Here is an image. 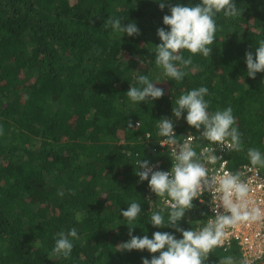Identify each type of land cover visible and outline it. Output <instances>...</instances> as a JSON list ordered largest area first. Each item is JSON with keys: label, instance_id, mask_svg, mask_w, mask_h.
I'll return each instance as SVG.
<instances>
[{"label": "trees", "instance_id": "trees-1", "mask_svg": "<svg viewBox=\"0 0 264 264\" xmlns=\"http://www.w3.org/2000/svg\"><path fill=\"white\" fill-rule=\"evenodd\" d=\"M236 3L241 16L217 17L210 57L195 55L182 82H159L164 95L138 105L126 91L140 71L162 75L151 50L160 42L157 28L167 27V7L153 0H0V264H142V256L158 255L117 250L130 238L118 209L133 199L141 203L133 235L174 231L147 221L165 205L147 180L138 182L134 161L139 154L160 162L159 169L171 167L156 119L171 116L175 96L188 89L206 85L210 111L233 108L244 148L229 155L230 169L248 163V147L264 151V72L248 77L244 59L264 39V0ZM110 16L135 21L140 35L114 38L104 27ZM173 119L179 141L197 133ZM196 201L180 221L186 229L208 213ZM72 226L80 238L71 256L49 258L54 233ZM227 249H215L205 264L229 254L241 258L234 244Z\"/></svg>", "mask_w": 264, "mask_h": 264}, {"label": "clouds", "instance_id": "clouds-1", "mask_svg": "<svg viewBox=\"0 0 264 264\" xmlns=\"http://www.w3.org/2000/svg\"><path fill=\"white\" fill-rule=\"evenodd\" d=\"M161 10L168 8V13L162 17V24L158 27L156 35L160 42L155 44L151 52L155 53V66L161 70L162 75L149 78V75L140 71L135 80L137 84L130 85L126 91L129 100L134 104L140 102L153 103L164 95V89L157 84L164 80L182 82L188 75L189 66L193 65V57L200 55L210 57L212 45L216 40L218 30L217 17L223 14L225 18L241 16V8L236 0H188L181 3L176 0H153ZM124 16H110L104 21V27H110L114 38L121 40L128 37L139 36L141 29L135 21L123 23ZM255 52H245L247 76L255 78L257 73L264 72V39L256 42ZM185 52L189 55L185 56ZM143 64V61H140ZM211 93L206 85L201 84L175 96L171 108L172 115H165L156 119V136L161 137L158 143L168 152L171 167L167 170L156 168L149 159H135V173L138 182L147 180L151 191L164 201V207L153 209L148 222L157 228L168 227L174 231H154L151 237L144 231L143 235H133L135 226L140 223L143 215L141 203L133 199L124 209L119 206L118 212L127 221L129 239L117 246V250H147L149 254L142 256V264H205L210 253L217 248L227 251L234 244L241 258L232 254L219 257L217 264H264V246L257 243L250 247L248 255L243 254L238 240L229 238L233 231L240 226L264 224V201L254 195L249 182L242 178L243 174L236 172L243 165L252 171L256 169L264 173V151L258 147L247 148L248 163H242L232 171L220 169L212 170L209 164H215L221 156L217 154L216 146L232 155L240 152L244 145L242 133L235 123V116L231 105L215 111H210ZM183 119L187 125L197 130L183 134L189 136L183 142L178 140L174 130V119ZM139 121L136 122L135 127ZM129 128L133 122L129 120ZM147 137H152L151 133ZM182 137V138H183ZM194 143L197 146H194ZM182 140V139H181ZM209 143L212 147L202 148ZM166 150V149H165ZM131 155V153H129ZM144 155V154H143ZM223 157H225L223 155ZM228 164L231 158L225 157ZM156 163V162H153ZM229 168V167H228ZM230 169V168H229ZM209 194L208 203L213 215L203 214L205 217L197 220L196 227L184 228L180 221L185 217L186 211L195 207L201 201L204 203V194ZM58 195L63 196L62 191ZM152 207V201H149ZM194 211H196L194 209ZM189 216L185 219L188 220ZM75 221L81 222L80 213L75 214ZM204 220V222H202ZM192 224V221H189ZM179 233V236H177ZM80 238L77 227L72 226L66 230L61 229L53 235V245L48 257H61L67 259L71 256L74 242ZM39 246L35 241L34 247Z\"/></svg>", "mask_w": 264, "mask_h": 264}, {"label": "built area", "instance_id": "built-area-1", "mask_svg": "<svg viewBox=\"0 0 264 264\" xmlns=\"http://www.w3.org/2000/svg\"><path fill=\"white\" fill-rule=\"evenodd\" d=\"M189 136L194 137L192 134H188L187 136L183 137L181 142L186 140ZM195 139L192 141L194 146ZM206 147H212L209 143L205 144L202 148L196 149L197 152H201ZM197 148V146H196ZM165 149H168V146L165 145ZM217 154L221 156V159L217 160L215 164H209V168L212 170L220 169V166L223 165L225 170L232 171L228 168V161L225 157H223V152L225 151L223 147L216 146ZM156 166V168L160 167V162L152 163ZM246 165L241 166L236 170V172H240L243 174L242 178L245 179L247 182L250 183L252 189L254 190V195L264 201V173L261 171H257L253 169L252 171H248L245 167ZM207 194V193H205ZM207 199L204 197V203L208 206V211L210 215H213L211 206L208 203L209 194H207ZM198 202L201 201L198 199ZM231 240H238V246H240L241 250H243V254L248 255L250 247H255L257 243L264 246V224H253L250 226H240L237 227L232 236L229 238V242L226 243L227 246L230 245Z\"/></svg>", "mask_w": 264, "mask_h": 264}, {"label": "rangeland", "instance_id": "rangeland-1", "mask_svg": "<svg viewBox=\"0 0 264 264\" xmlns=\"http://www.w3.org/2000/svg\"><path fill=\"white\" fill-rule=\"evenodd\" d=\"M223 155H224L225 157H229L230 154H229L228 152L224 151V152H223ZM202 222H204V220H202ZM196 226H197V224L195 225V227H196Z\"/></svg>", "mask_w": 264, "mask_h": 264}]
</instances>
